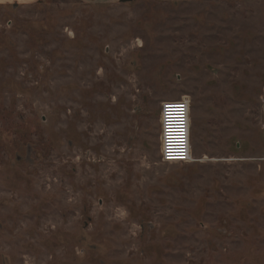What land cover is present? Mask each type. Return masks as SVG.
<instances>
[{
	"label": "rangeland",
	"instance_id": "rangeland-1",
	"mask_svg": "<svg viewBox=\"0 0 264 264\" xmlns=\"http://www.w3.org/2000/svg\"><path fill=\"white\" fill-rule=\"evenodd\" d=\"M263 131L264 0H0V264H264Z\"/></svg>",
	"mask_w": 264,
	"mask_h": 264
},
{
	"label": "built area",
	"instance_id": "built-area-1",
	"mask_svg": "<svg viewBox=\"0 0 264 264\" xmlns=\"http://www.w3.org/2000/svg\"><path fill=\"white\" fill-rule=\"evenodd\" d=\"M181 125V124H180ZM178 123L175 124V128H180ZM171 129L170 125L165 126V142H163V151L166 157H161L163 160H171L172 156H178L179 159H185L188 156L187 150V135H186V125L183 126L180 132L175 134L173 138L172 133H169ZM173 139V140H172ZM263 142H264V131H263Z\"/></svg>",
	"mask_w": 264,
	"mask_h": 264
},
{
	"label": "crops",
	"instance_id": "crops-1",
	"mask_svg": "<svg viewBox=\"0 0 264 264\" xmlns=\"http://www.w3.org/2000/svg\"><path fill=\"white\" fill-rule=\"evenodd\" d=\"M91 1H95V0H91ZM112 1L114 0H99V2H105V3H112Z\"/></svg>",
	"mask_w": 264,
	"mask_h": 264
},
{
	"label": "snow or ice",
	"instance_id": "snow-or-ice-1",
	"mask_svg": "<svg viewBox=\"0 0 264 264\" xmlns=\"http://www.w3.org/2000/svg\"><path fill=\"white\" fill-rule=\"evenodd\" d=\"M176 107H182V106H176Z\"/></svg>",
	"mask_w": 264,
	"mask_h": 264
}]
</instances>
